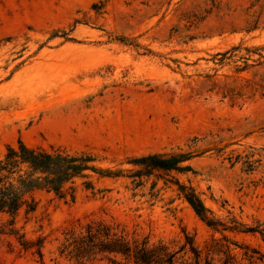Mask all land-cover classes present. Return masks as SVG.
Segmentation results:
<instances>
[{
  "label": "rangeland",
  "instance_id": "rangeland-1",
  "mask_svg": "<svg viewBox=\"0 0 264 264\" xmlns=\"http://www.w3.org/2000/svg\"><path fill=\"white\" fill-rule=\"evenodd\" d=\"M19 141L91 154L118 176L87 172L74 199L67 185L35 192L31 214H0V264H78L65 248L92 223L264 264V0H0V153ZM178 153L190 169L134 176L133 160Z\"/></svg>",
  "mask_w": 264,
  "mask_h": 264
},
{
  "label": "trees",
  "instance_id": "trees-1",
  "mask_svg": "<svg viewBox=\"0 0 264 264\" xmlns=\"http://www.w3.org/2000/svg\"><path fill=\"white\" fill-rule=\"evenodd\" d=\"M190 159V154L185 153L143 156L132 162L141 167L134 176L141 178L155 170L182 172L190 169L189 166H182ZM87 172L102 177L118 176L115 172L98 168L95 165V157L88 153L72 154L60 148L30 147L22 141L15 146L8 145L5 151L0 153V214L10 216L12 221L23 210L27 215L31 214L37 208L35 192L46 191L62 198L65 197L67 185H70V195L74 199L76 180L88 178ZM84 184L93 189L92 182ZM177 185L180 195L208 227L217 230L222 226L210 217V211L191 187L178 182ZM110 233V228L102 223L89 224L86 234L74 239L65 251L78 264L93 262L99 255L105 254L113 256L109 258L112 264H122L115 259L117 256L133 264H214L212 259L202 258V252L187 234L180 249L171 251L169 246L162 242L150 244L145 239L141 243H130ZM39 254L41 255L40 251ZM229 259L224 264H231Z\"/></svg>",
  "mask_w": 264,
  "mask_h": 264
}]
</instances>
